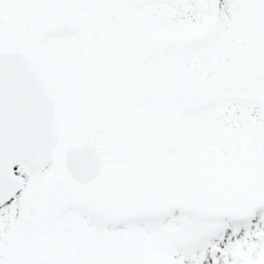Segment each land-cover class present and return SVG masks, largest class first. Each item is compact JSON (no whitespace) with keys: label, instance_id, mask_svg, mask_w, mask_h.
<instances>
[{"label":"snow or ice","instance_id":"snow-or-ice-1","mask_svg":"<svg viewBox=\"0 0 264 264\" xmlns=\"http://www.w3.org/2000/svg\"><path fill=\"white\" fill-rule=\"evenodd\" d=\"M0 264H264V0H0Z\"/></svg>","mask_w":264,"mask_h":264}]
</instances>
